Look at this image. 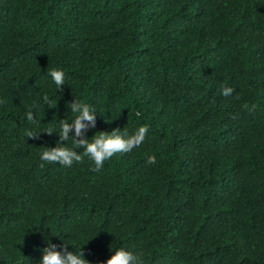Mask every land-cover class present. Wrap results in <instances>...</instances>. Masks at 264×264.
Wrapping results in <instances>:
<instances>
[{
    "label": "trees",
    "instance_id": "16d2710c",
    "mask_svg": "<svg viewBox=\"0 0 264 264\" xmlns=\"http://www.w3.org/2000/svg\"><path fill=\"white\" fill-rule=\"evenodd\" d=\"M76 100L95 122L63 141ZM142 125L100 171L40 159ZM50 245L89 264L120 248L264 264V0H0V264H40Z\"/></svg>",
    "mask_w": 264,
    "mask_h": 264
},
{
    "label": "clouds",
    "instance_id": "9594fccd",
    "mask_svg": "<svg viewBox=\"0 0 264 264\" xmlns=\"http://www.w3.org/2000/svg\"><path fill=\"white\" fill-rule=\"evenodd\" d=\"M52 80L55 82L57 89L64 84L65 73L60 69H53L49 72ZM234 89L229 87H224L222 90V95L229 96L232 94ZM45 103L49 102L47 95L43 97ZM72 110V113L75 114V119L73 124H69L66 121L61 122V131L60 138L63 141H68L70 138L68 132L71 127H75L76 137H79L82 133V129L87 127L85 121L93 123L95 122V116L93 112L95 109L91 108L90 105L83 103L81 101H75L69 105ZM245 108L248 105L244 106ZM255 106H253L254 109ZM140 113H137L139 115ZM27 119L32 121L34 119L33 113L29 111L27 113ZM51 134V131H47ZM148 132V126L142 125L136 130L133 134H129L126 130L121 131L117 129L111 134L108 133H97L91 141L77 140L75 137L71 138L74 147H67L60 145L59 143L55 148H46L42 151L40 159L48 163H60L64 166H72L73 162H82L83 157H89L95 164L94 171H100L103 167L104 162L109 160L117 153H127L132 151L134 147H138L144 141L145 136ZM28 138H36L37 133L28 131ZM83 146V153H77L76 149ZM148 163H156V157L149 156ZM43 166V164L41 165ZM64 247H67L64 245ZM55 245H50L49 248L44 249V255L40 264H89V262L83 258L82 251L79 254L73 252H67L66 255H62L60 252L54 250ZM107 264H143V261L138 255L133 254L130 251H125L123 248H120L115 252L108 261Z\"/></svg>",
    "mask_w": 264,
    "mask_h": 264
}]
</instances>
